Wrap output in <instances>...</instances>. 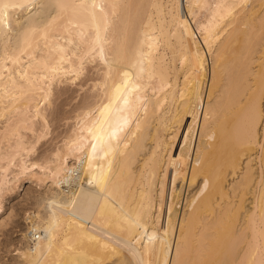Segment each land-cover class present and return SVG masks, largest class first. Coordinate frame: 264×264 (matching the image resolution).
<instances>
[{
    "label": "bare ground",
    "instance_id": "6f19581e",
    "mask_svg": "<svg viewBox=\"0 0 264 264\" xmlns=\"http://www.w3.org/2000/svg\"><path fill=\"white\" fill-rule=\"evenodd\" d=\"M0 121V210L11 175L55 190L17 264H264V0H0Z\"/></svg>",
    "mask_w": 264,
    "mask_h": 264
},
{
    "label": "rangeland",
    "instance_id": "374dc122",
    "mask_svg": "<svg viewBox=\"0 0 264 264\" xmlns=\"http://www.w3.org/2000/svg\"><path fill=\"white\" fill-rule=\"evenodd\" d=\"M96 62L95 63L89 62L90 64L88 63L87 64L90 67V65L92 66L93 64L96 65ZM209 65H211V61H209L208 66ZM94 71L95 70H91V74ZM94 73L96 74L97 71H95ZM85 79H86V75H83L80 80L75 82L76 84H73V82L70 83L69 81L66 82L64 80L63 84L54 85L53 87L54 93H56L57 90L61 87L67 89L66 92L69 91V93H67V95H63V97L61 98H59V96L56 95L54 96L53 93V97H52L53 99L51 98L53 101L52 108L58 106L57 108L60 109V112H58L57 115L55 114L57 118L55 117L54 119L55 115H51L53 116V118L51 116L48 118V121L50 122V126H51L50 132L48 136L45 137V139L43 138L44 139L43 141L41 140L38 143L39 145L37 144L38 146L36 145L35 148L36 153L34 152L35 154L34 153L32 154V158L43 155V153H46L48 150H52L53 148H58L63 145V141L61 139L63 138V136H65L66 133L70 131L69 128L72 127L73 121H68L65 119L63 120L62 118L70 115V112H72L80 104L82 99L88 93L89 94L96 93V90H93L92 82H89L87 85L82 87L81 84H84ZM206 89H207V85L205 86V92ZM52 108L49 107L48 111ZM51 119H54L53 122ZM4 121H0V129L4 126ZM37 124L39 126L42 123L37 122ZM30 133L31 132L26 133L27 139H29L30 141L33 140L31 142H34L33 135L32 133L31 134ZM168 134L169 133L167 131L161 132V136L167 140H169L170 137L172 136V135L169 136ZM57 135L58 137H56ZM193 148H194V143H193ZM11 168L12 171L15 170V167H11ZM36 171H39V169L37 170V168H35L33 171L30 172L28 171L27 174L29 175H21L18 177H13V175H11L12 177L10 176L11 188L7 193L4 194L2 199L3 208L0 210V264H13V263L17 264L19 262L18 252L16 251V248L20 247L22 244H25L22 236H23V232L26 231L25 218L27 216V213L37 208L38 200L41 197L43 196L46 197L47 194L50 193V191L52 190L53 192L55 191L50 183L44 184L41 183V181L38 180V178L36 177H33V179L31 178L34 172ZM14 172H16V170ZM180 183L181 180L180 179L177 180L176 187L180 188L181 186ZM187 185L188 183L185 182L183 188V196L185 199L187 196L185 192L189 193V191L191 190V189L187 190L188 189ZM183 203H185V200H183ZM248 204H250V201L247 202V207H249ZM181 206L182 203L178 204V208L181 209L182 208ZM251 206L252 205H250V207Z\"/></svg>",
    "mask_w": 264,
    "mask_h": 264
},
{
    "label": "built area",
    "instance_id": "2783aa9c",
    "mask_svg": "<svg viewBox=\"0 0 264 264\" xmlns=\"http://www.w3.org/2000/svg\"><path fill=\"white\" fill-rule=\"evenodd\" d=\"M39 236V233H37V236L36 237H38Z\"/></svg>",
    "mask_w": 264,
    "mask_h": 264
}]
</instances>
